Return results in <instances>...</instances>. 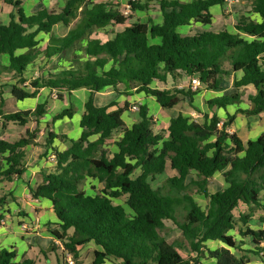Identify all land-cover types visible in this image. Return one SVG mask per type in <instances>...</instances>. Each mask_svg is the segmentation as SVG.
Listing matches in <instances>:
<instances>
[{
	"label": "trees",
	"instance_id": "obj_1",
	"mask_svg": "<svg viewBox=\"0 0 264 264\" xmlns=\"http://www.w3.org/2000/svg\"><path fill=\"white\" fill-rule=\"evenodd\" d=\"M8 3L15 13L9 25L0 22V122L3 127L11 123L26 127L34 122L36 127L27 129L16 142L0 139V185L23 177L26 149L35 144L49 104L45 100L34 111L6 113L5 87H10L17 101L35 99L41 89L56 92L59 100L81 89L92 93L79 123L80 137L68 139L66 150L53 147L61 137L50 131L51 125L64 118L73 119L76 105L71 102L46 125V145L56 155V171H43L38 187L28 185L34 199L52 202L60 220L51 230L62 243L61 253L55 249L57 244L53 246L60 264H68L67 254L79 264L82 248L91 242L102 248L94 252L91 264H102L108 258L120 264H203V260L249 264L252 257L264 263V230L240 229L241 241L230 234L240 223L248 225L259 211L264 221V133L244 143L227 131L235 123L236 114H227L220 128L216 113H204L201 121H191L181 113L170 119L165 138L155 132L157 122L147 106L140 105L136 122L128 128L122 116L129 104L119 107L113 102L98 107L94 99L96 93L112 88L118 95L144 93L164 110L178 107L185 99L193 106L198 92L168 89L169 77L176 81L197 77L206 90L217 92L224 90L225 78L240 72L242 76L233 86L236 90L251 87L253 93L248 96L251 108L237 113L264 115V0H253L252 4L260 23L240 15L235 25L237 33L204 31L186 36L178 32L179 28L192 22L211 25L210 9L225 8V0H157L163 16L161 25L151 20L137 22L105 43L90 37L100 26L126 23L129 16L121 13L120 5L67 0L60 12L44 9L27 16L22 0ZM128 7L132 12L149 11L148 4L132 0ZM56 25L70 30L64 37L51 35L41 50L39 34H51ZM157 38L161 43L152 44L151 39ZM22 50L25 52L18 54ZM68 54L71 67L26 84L25 73L39 56L51 59ZM3 57L8 60L6 65L1 64ZM241 97V93L223 95L208 101L207 107L211 112L226 110L239 105ZM115 132L122 137L116 142L117 151L109 157L103 147ZM168 168L177 174L162 187L153 188L151 182ZM218 173L226 187L211 192L210 181ZM89 179L102 185L100 193L91 195L83 190ZM195 195L207 200L205 208ZM8 196L0 198V208ZM124 196L130 214L113 202ZM2 219L0 216V225ZM167 222L180 230V239L170 243L165 238ZM208 242H221L225 247L210 249ZM248 242L250 248H243ZM16 257V251L0 250V264H35L32 260L16 262Z\"/></svg>",
	"mask_w": 264,
	"mask_h": 264
},
{
	"label": "crops",
	"instance_id": "obj_2",
	"mask_svg": "<svg viewBox=\"0 0 264 264\" xmlns=\"http://www.w3.org/2000/svg\"><path fill=\"white\" fill-rule=\"evenodd\" d=\"M8 1L9 0H0V22L5 26L10 24L11 15L15 13L14 7L11 4H9ZM66 1L67 0H22V8L24 9L27 16L33 15L38 11L44 9L60 12L64 8ZM129 1L131 0H90L91 3H106L109 5L112 4L120 5V11L123 14L127 12V9H125V7H128ZM136 1L143 5L148 4L149 11L132 12L128 8L129 11L131 12H129L128 15L129 19L126 21V23L123 26H113L111 24L100 26L93 31L90 38L105 43L110 39H112L117 33L122 32L125 29V27L130 26L131 24L137 22L148 23L150 20L157 25H161L163 23V16L162 13L160 12L157 0H136ZM252 4H253V0H238V3L231 6L230 9H228V6H226L225 8H222L221 6H214L210 9L211 14L213 15L211 25L205 26L200 23L192 22L190 25L179 28V30L184 36L193 35L195 33L204 32V31H208V32L213 31L212 33H219L221 31L227 30L231 33H237L235 29V25L237 24V17L240 15H243L253 20L256 23L261 22V17L252 11ZM215 11L217 12L215 13ZM141 14H144L143 16L144 18H142L141 20L137 19L136 15H141ZM69 30H70L69 28H66L62 25H56L53 28V32L51 34L49 35H46L44 33L39 34L38 36V40L40 44L39 47L41 48V50H43L47 46L51 35L59 38L64 37L67 35ZM151 43L160 44L161 39L159 38L154 40L151 39ZM24 52H25L24 50L18 51V54H22ZM76 53L78 54V51L75 52L74 54ZM7 63H8L7 58L3 57L1 59V64L6 65ZM69 67H71L70 54L64 57L56 56L51 59L44 58V56L41 55L36 60V62L29 67L28 71L25 73V78L27 80L26 84H28L30 81L34 80L39 76L42 75L46 76L48 73H56ZM241 76L242 73L239 72V73H233L231 76L225 78L224 86L228 84L229 86L227 89L224 87L223 91L216 92V91H209L206 89L204 91L202 90L198 91V93L194 97L193 106H190L189 99H185V101L182 104H180L178 107L174 109H167V110H172V112H168L162 109L157 104L154 98L148 97L144 93L133 92V95L131 96L118 95L115 93V91L112 88H106L102 92L96 93L94 95L95 105L98 107H103L113 102H116L119 105V107H124V105L127 103L129 104L128 110H131L130 105L134 103H139L142 106L145 105L148 107L149 115L156 120L157 125L160 123H165L164 125H167L166 129H168L170 119L177 117L181 113L186 117L187 116L190 117L191 115L203 116V114L206 112H208L210 116L216 113L220 119L221 124L226 120L227 114L230 115L236 114L235 123L232 125V127L228 129V132L229 134L238 135L240 139L244 143H246L249 140L257 139L262 133H264V128L261 127V125L264 123V115L247 116L237 113V110L239 109L248 110L251 108V105L248 102V96L251 93H253V89L251 87H244L241 88L240 90L235 89V87L233 86L234 80L240 79ZM170 79L171 77L168 78V84L171 83ZM0 80L1 83H3V79L1 78ZM229 80H231V83H229ZM179 81L180 83L182 81L184 82L183 79L177 80L176 82L178 83ZM183 86L184 85L176 86V87L182 88ZM7 88L10 89L9 86L5 87L4 93L5 95L6 93H8L9 96L11 97L12 95L10 94V90ZM167 88L169 89L175 87H167ZM44 91L51 94L55 93V92L52 93L49 89H41L34 100L39 101L38 98L41 96L42 93H44ZM234 93H241L242 95L241 103L239 105L229 106L227 107L226 110L214 109L212 110V112L209 111L207 107L208 101L214 98L222 97L223 95H229ZM91 95L92 93L86 89L75 91L71 95L64 94L63 100L60 101L66 103L69 100L68 104H70L71 102L73 103L75 102L76 104H79V107H76L78 109L73 119L64 118L62 120L57 121L55 125H51V131H53L54 129L53 126H56L58 129V127L62 128V126H64L65 124L74 121L77 123L79 127L81 117L85 112V104L88 101V99L91 97ZM6 97L7 96L4 97L5 100ZM41 103L43 102H39L38 104ZM186 106L191 107L189 111L184 110ZM64 107L65 108L63 109L68 108L67 105ZM30 110L34 111L35 108ZM128 110L123 114L122 119L125 122L126 126L128 128H131L132 125L136 122V119H133L130 116L129 114L130 112H128ZM21 111H29V110H21ZM165 119H167V122L164 121ZM128 120H130L131 124H128L129 123ZM58 122H61V124L59 123L60 124L59 125ZM238 122L240 123L239 128L237 127ZM42 123L43 122L41 120V124ZM241 132H245V139H243V137L240 135ZM115 133L119 134V139L122 137V133L119 132H115ZM79 134L81 133L80 132L78 133L77 139L80 137ZM67 138L71 139L70 137ZM56 140H60V138ZM29 147H27L26 149L27 151V158L25 162L26 171L23 177L21 179H14L13 182H9L10 185L14 186L13 188L10 189V193L13 197V200L11 202L7 201V203L0 208V216H2L3 218L2 223L0 225V250L5 249L8 251H16L17 253V257L15 259L16 262H22L24 260H32L35 262V264H52L56 261V264H60V260L57 256V252L54 251L53 249L54 244H57L58 240L51 233V230L60 224V220L58 219V217L56 216L53 210L52 202L46 199H34L28 189V185L36 188L42 183L43 180V175L41 172L43 170L41 171L38 170L37 165H35L34 167H29V163L31 160V157L28 153ZM53 147L59 149L55 143ZM50 150L52 151V149ZM64 150H60V151H64ZM39 164L41 165V162H39ZM38 172L41 173L40 175L41 179L36 178V174ZM48 173H52V172H48ZM217 175H221V174L219 173L216 174L214 176L215 178L213 179H217ZM21 185H23V187H21ZM243 209H244L243 211H246L245 207H243ZM260 217H261V212L259 211L255 218H258L260 220ZM250 222L246 226L243 225L244 228L241 227L240 228L242 230H245L247 227L252 228ZM254 230H260V229H254ZM261 230H264V228ZM71 233L72 232H70V234ZM210 243L217 244V246L215 248H212L210 246ZM88 246L93 247V252L102 251L101 247L97 246L94 242H91L82 248L80 252V257L82 256V251ZM207 246L210 249L225 247V245L222 244L221 242H208ZM261 247L264 248V243L261 245ZM55 249L58 250L57 247ZM106 262H108L109 264H120L119 261H116L113 258L105 259L102 264H105ZM202 262L203 264H214V261L212 260H203ZM261 262L259 264H264L263 262L262 263ZM249 264H253V258Z\"/></svg>",
	"mask_w": 264,
	"mask_h": 264
},
{
	"label": "rangeland",
	"instance_id": "obj_3",
	"mask_svg": "<svg viewBox=\"0 0 264 264\" xmlns=\"http://www.w3.org/2000/svg\"><path fill=\"white\" fill-rule=\"evenodd\" d=\"M129 7H125V9H127V12H131L128 9ZM217 11H215L216 13ZM137 19H142L144 18V14L141 15H136ZM178 32L180 34L181 31L178 30ZM213 32V31H212ZM225 68L230 70V66L229 65H225ZM182 80V79H181ZM184 82L182 81L180 83V81L177 83L176 80H174L173 78L170 79V82L167 87H175L176 86H182L184 85L182 88L179 89H185L188 90V84L190 83L189 80L187 79H183ZM229 83H231V80H229ZM231 85V84H230ZM229 84L224 86L226 89L228 88ZM175 88H170V89H175ZM9 89V88H7ZM10 90V89H9ZM205 88L202 90L204 91ZM8 91V90H7ZM9 92V91H8ZM11 94V93H10ZM6 97V105L4 107V110L6 113H12V112H17V111H21V110H30V109H34L37 107L39 102H44L46 99L48 101V113L45 114L44 117H42V124H41V128H40V133L38 134L37 139L35 140V144L32 145L31 147L28 148V153L31 157L30 163H29V167H34L35 165L38 166V170H43V171H47V172H55L56 171V163L53 161L49 160V155L51 153H54L53 151H51L48 146L46 145V137H47V131H46V124H51L52 122V118L54 116V114H56L57 112H59L60 110H62L63 108H65L64 106H68L69 107V100L68 102L64 103L63 101H60L59 98L57 97V93H48L46 91H44V93L41 94V96L38 98L39 101L34 100V99H26L24 101H17L15 98H13L12 96L10 97L8 93H4V97ZM79 103V102H78ZM74 104L76 105V107H79V104H76L74 102ZM78 105V106H77ZM133 105H138L140 107L139 103H134L132 105H130L131 107ZM130 107V109H131ZM190 106H186V108L184 110L189 111L190 110ZM78 109V108H77ZM76 109V110H77ZM168 112H172V110H166ZM128 112H130V116L133 119L138 118V112H131V110H128ZM241 114V113H240ZM193 116V115H191ZM198 116V121L202 120V115H197ZM165 122H167V119L164 120ZM48 122V123H47ZM128 124H131L130 120H128ZM61 124V122H58V124ZM59 124V125H60ZM165 123H160L155 127V132L162 134L163 137H167V129L166 126L164 125ZM239 122L237 123V127L239 128ZM35 123L34 122H30L28 124L27 127H21L15 124H9L8 127H3V125L0 122V139H5L7 141L10 142H16L18 141L20 138L24 137L26 135V131L27 129L29 130H35ZM53 132L57 133L61 138L60 140H56L55 144L56 146L60 149V150H64L66 149L70 143L68 141V138H62V136H67L70 137L71 139H77L78 133H81V129L78 127L77 123L74 122H70L65 124L64 126H62V128L53 126ZM56 127V128H55ZM261 127L264 128V123L261 125ZM51 131V130H50ZM59 132V133H58ZM64 134V135H63ZM80 135V134H79ZM240 135L243 137V139H245V132H241ZM119 139V134L118 133H114L113 137L108 141V143L103 147V149L106 151V153L109 155V157H112L113 154L117 151V146H116V142ZM39 162H41V165L39 164ZM41 171V172H43ZM139 173H136V175H138ZM41 173L38 172L36 174V178L37 179H41ZM176 175V172L171 170L170 168L167 169V171L163 174L160 175L156 178V180L151 182V185L153 186V188L157 189L162 187V185L165 183V181ZM215 178V177H214ZM226 183L223 180V177L221 175H217V179H213L210 181L209 184V188L211 190V192H216L220 189L225 188ZM13 185H10L8 182H4L0 185V198H2L5 193L9 194L7 201H12L13 197L10 193V189L13 188ZM21 187H23V185H21ZM17 188V187H16ZM83 190L87 193V194H91V195H95L97 193H100L102 190V185L96 181V180H92L89 179L87 180L84 185H83ZM196 198V200L198 201V203L205 208L207 205V200L199 195H195L194 196ZM262 198L264 200V192L262 194ZM126 199L127 197L124 196L122 198L119 199H113V202L116 205H121L122 207L125 208V210L130 214L131 210L130 208L126 205ZM6 201V202H7ZM247 212V210L245 211ZM262 216V215H261ZM264 216V215H263ZM179 220H182V218L179 216ZM250 225L252 226L253 229H263L264 228V222L260 221L258 218H255L253 221L250 222ZM244 228L243 224H239L237 229L234 231H231L230 233L233 234L234 236H236L237 241H241L242 238L239 236L238 231L241 228ZM165 238L171 243L176 239H180L182 237L180 230L177 229V227L174 225V223L172 222H167V226L166 229L163 232ZM57 248H59V253H61V248L62 246L59 244L56 245ZM210 246L212 248H215L217 246V244H213L210 243ZM244 248H249V242L246 244V246ZM182 254L186 257L187 256V252L184 251L182 252ZM253 258V264H259L262 260L260 258ZM94 259V252H93V247L88 246L86 247L83 251H82V256L80 257L79 260V264H90ZM55 260V259H54ZM74 260V259H73ZM75 261V260H74ZM255 262V263H254ZM262 263V262H261ZM52 264H56V261ZM105 264H109L108 262H106Z\"/></svg>",
	"mask_w": 264,
	"mask_h": 264
},
{
	"label": "built area",
	"instance_id": "obj_4",
	"mask_svg": "<svg viewBox=\"0 0 264 264\" xmlns=\"http://www.w3.org/2000/svg\"><path fill=\"white\" fill-rule=\"evenodd\" d=\"M133 1H136V0H133ZM225 3H226V6H228V9H230L231 6H233L234 4L238 3V0H225ZM124 15L125 16H128L129 15V12L124 13ZM188 87L193 92H198V91L204 89V86L202 85L201 81L197 77H194V78L191 79L190 83L188 84ZM139 109H140V107L138 105H133L131 107V111H133V112H139ZM190 118H191V121H198L197 120L198 119V116L197 115L190 116ZM222 124L221 123L219 124V127L220 128L222 127ZM49 160L57 163L56 155L54 153H51L49 155ZM57 244L58 245L60 244L62 246V243L59 242V241H57ZM66 262L68 264H75V261L73 260V257L70 254H67L66 255Z\"/></svg>",
	"mask_w": 264,
	"mask_h": 264
}]
</instances>
